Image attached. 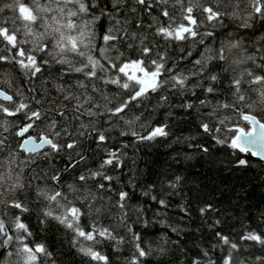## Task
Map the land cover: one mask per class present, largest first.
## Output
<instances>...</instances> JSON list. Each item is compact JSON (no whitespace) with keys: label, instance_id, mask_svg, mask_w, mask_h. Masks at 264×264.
<instances>
[{"label":"snow or ice","instance_id":"snow-or-ice-1","mask_svg":"<svg viewBox=\"0 0 264 264\" xmlns=\"http://www.w3.org/2000/svg\"><path fill=\"white\" fill-rule=\"evenodd\" d=\"M228 21L264 0H0V264H264L187 172L264 168V35Z\"/></svg>","mask_w":264,"mask_h":264},{"label":"trees","instance_id":"trees-1","mask_svg":"<svg viewBox=\"0 0 264 264\" xmlns=\"http://www.w3.org/2000/svg\"><path fill=\"white\" fill-rule=\"evenodd\" d=\"M228 27L229 30L234 32H243L246 44L250 38L255 39L256 36L264 35V28H261L259 24L256 25L255 31L239 29L231 21H228ZM193 51L194 56L198 55L195 48ZM22 80L23 77H19L17 82L19 83ZM175 130L188 134L189 127L188 125H180ZM165 152L166 149L163 145H155L151 149L142 150L138 161L139 168L143 169L147 163L150 171L154 170L155 167L163 164L166 160ZM216 152L219 159H227L219 147H217ZM247 158L249 164L245 167L222 164L218 168L209 169L207 165L193 160L190 162L191 167L187 168L190 176H195L201 184L207 186L208 190L214 193L218 207L229 208V204L232 205L229 212L235 218L230 219L227 223L234 231H240L245 224L253 228L264 227L260 221V215L264 213V168L256 163V159L251 158L249 155H247ZM25 219L27 220L28 217L25 216ZM35 224L33 214L31 226L35 239L50 242L52 240L51 234L47 231L41 232ZM64 251H67V249L65 248ZM102 251L109 256L112 255L111 250L108 248L102 249Z\"/></svg>","mask_w":264,"mask_h":264},{"label":"water","instance_id":"water-1","mask_svg":"<svg viewBox=\"0 0 264 264\" xmlns=\"http://www.w3.org/2000/svg\"><path fill=\"white\" fill-rule=\"evenodd\" d=\"M243 155H246V154H243ZM250 156V155H249ZM251 157V156H250ZM251 158H254V157H251ZM254 159H256V158H254Z\"/></svg>","mask_w":264,"mask_h":264}]
</instances>
